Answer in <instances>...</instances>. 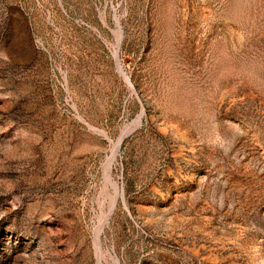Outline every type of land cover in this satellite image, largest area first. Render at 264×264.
<instances>
[{"label": "rangeland", "instance_id": "1", "mask_svg": "<svg viewBox=\"0 0 264 264\" xmlns=\"http://www.w3.org/2000/svg\"><path fill=\"white\" fill-rule=\"evenodd\" d=\"M0 264H264V0H0Z\"/></svg>", "mask_w": 264, "mask_h": 264}, {"label": "bare ground", "instance_id": "2", "mask_svg": "<svg viewBox=\"0 0 264 264\" xmlns=\"http://www.w3.org/2000/svg\"><path fill=\"white\" fill-rule=\"evenodd\" d=\"M117 52H118V49L116 48L115 50H114V54H115V56L117 57ZM118 68H119V71L122 73V75L125 77V74H124V72L122 71V69H121V66L119 65V63H118ZM126 81H127V83L131 86V84H130V82H129V80L126 78ZM142 114V113H141ZM134 123V122H133ZM140 123V116H138V118L135 120V125L137 126L138 124ZM126 128V127H125ZM127 128H130V126L129 127H127ZM129 131H131L130 129H123L122 130V133L120 134V136H119V138L117 139V141H116V143H115V145H114V148L111 150V153H110V156L108 157V159H107V163H106V173H107V176L110 178L111 177V174H110V172H111V165H112V163L114 162V160H115V158H116V155H117V152H118V150H119V147H120V145H121V143H122V140L124 139V137L128 134V132ZM107 177V178H108ZM112 185V184H111ZM114 199V198H113ZM115 203V200L112 202V205H111V207H110V211H111V209H112V207H113V205H115L114 204ZM110 214V213H109ZM108 217V216H107ZM106 217V218H107ZM96 235V234H95ZM118 262V261H117Z\"/></svg>", "mask_w": 264, "mask_h": 264}, {"label": "water", "instance_id": "3", "mask_svg": "<svg viewBox=\"0 0 264 264\" xmlns=\"http://www.w3.org/2000/svg\"><path fill=\"white\" fill-rule=\"evenodd\" d=\"M126 78L129 80L128 76L125 75V79H126ZM129 81H130V80H129ZM131 87L133 88L132 84H131Z\"/></svg>", "mask_w": 264, "mask_h": 264}]
</instances>
